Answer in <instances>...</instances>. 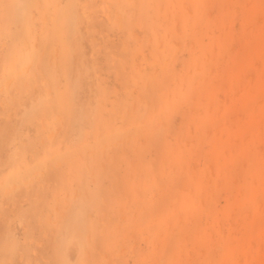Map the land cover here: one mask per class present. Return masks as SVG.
I'll use <instances>...</instances> for the list:
<instances>
[{
	"label": "rangeland",
	"instance_id": "374dc122",
	"mask_svg": "<svg viewBox=\"0 0 264 264\" xmlns=\"http://www.w3.org/2000/svg\"><path fill=\"white\" fill-rule=\"evenodd\" d=\"M0 264H264V0H0Z\"/></svg>",
	"mask_w": 264,
	"mask_h": 264
}]
</instances>
